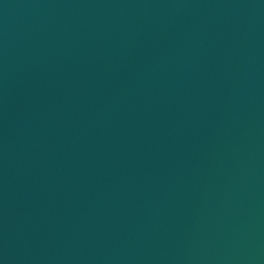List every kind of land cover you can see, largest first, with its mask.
<instances>
[{"label": "water", "instance_id": "obj_1", "mask_svg": "<svg viewBox=\"0 0 264 264\" xmlns=\"http://www.w3.org/2000/svg\"><path fill=\"white\" fill-rule=\"evenodd\" d=\"M0 264H264V0H0Z\"/></svg>", "mask_w": 264, "mask_h": 264}]
</instances>
